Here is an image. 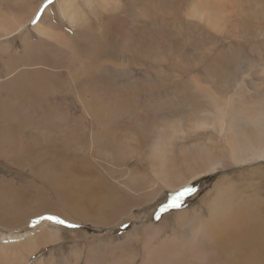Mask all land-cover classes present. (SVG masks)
Segmentation results:
<instances>
[{
  "label": "bare ground",
  "instance_id": "6f19581e",
  "mask_svg": "<svg viewBox=\"0 0 264 264\" xmlns=\"http://www.w3.org/2000/svg\"><path fill=\"white\" fill-rule=\"evenodd\" d=\"M46 2L0 0V162L30 177L0 174V264L86 237L17 231L35 217L108 228L132 200L264 162V0ZM263 166L242 197L220 178L169 235L161 222L90 246H115L105 264L137 262L133 242L141 264H264Z\"/></svg>",
  "mask_w": 264,
  "mask_h": 264
},
{
  "label": "rangeland",
  "instance_id": "374dc122",
  "mask_svg": "<svg viewBox=\"0 0 264 264\" xmlns=\"http://www.w3.org/2000/svg\"><path fill=\"white\" fill-rule=\"evenodd\" d=\"M56 1L57 0H52V3L46 2L47 7L49 8ZM47 7H45V9H47ZM53 16H54V12L52 17ZM31 27L32 26H30V28ZM3 66L4 64L0 60V76L3 74ZM71 110L73 114L78 113V106L75 105L73 102L71 104ZM263 164L264 162H260L253 166H249V165L236 166L226 171L220 172L219 174H208L202 176L199 180L197 179L193 181L190 185H187L194 187L196 189V192L193 195L186 196L184 198V206L178 210L174 209L163 213L159 220L155 219V215L159 211L161 205L167 202V198L170 196V194L178 192L186 186H182L177 190H173V191L165 190L162 196H160V198L157 201H155L153 204H151L148 201L132 200L131 209L132 212L134 213L132 214V217L123 216L120 219L117 218L115 219V222L108 228L95 226L93 224L80 225L78 223L71 222L65 217H62L60 215L46 214L33 218L30 223V226H27L24 230L20 229L17 231L18 232H25L27 230L31 231L34 227L38 226L41 222L46 220V219H41V217L53 215V216H59L60 218L67 220L71 224L78 225V227L76 228H68L65 227L64 225H58L59 227L64 228L66 230H76V231L80 230L82 231V233L86 235V237L82 239L78 238L79 240L77 242H73V241L64 242L62 245L59 246L52 245L50 247L44 248L38 255L32 257L31 264H37L39 261H43L42 264H65V263L86 264L88 261L93 264H105L104 256L106 255V253H110V250H112V258L118 261L119 259L115 246H94V245L90 246V244H94V243L107 244L109 242L113 243L114 241L117 244L122 243L120 241L123 238L126 239L129 236H131V234L136 230L137 227L140 228L141 226H146V225L158 226L160 225L161 222L163 223L161 230H164L165 231L164 233L168 232L167 234L169 235L172 232V228L175 226L174 216H171L173 213H179L181 211H190L193 208L199 207L201 205V200L203 196L206 194V192L211 191L213 185L220 178L224 176H229L234 180H237L238 184L242 186L240 189H238L235 196L242 197L243 195H246L245 190H247V192H251L250 187L254 185L252 183L254 179L250 175H255V174L254 172H250V173H244V172L250 170V168L251 170H255L257 167ZM260 169L264 170V166L258 168L257 170ZM1 172H3V174ZM0 174H2L4 177L7 176V178L9 179H13L15 181L17 180L18 182H25L26 180L30 179L28 174L20 177L18 173V169L14 168V164L12 165V162L6 164L4 161H1ZM18 179H20V181ZM255 188L256 187H253V189ZM259 194L264 195V190L259 191ZM169 217L170 219L164 223V221L167 220ZM36 221H39V223H35ZM125 225H127V227H124ZM2 229L6 230L4 228ZM138 234L139 237L142 238V229L138 232ZM141 244L143 245L144 243L141 241ZM102 247L103 249H100ZM111 247H114V249H111ZM127 248L130 252H134L136 253L135 255H138L137 262L133 264H141L142 258L145 254V246H141L139 242H133L132 245L127 246ZM92 249H96V251H93ZM95 252H97L96 253L97 258L95 257L92 258L91 255H93V253ZM50 254H52L53 256L52 259L49 257ZM112 258H109L107 256V262L108 263L112 262ZM121 264H127V263H121Z\"/></svg>",
  "mask_w": 264,
  "mask_h": 264
},
{
  "label": "snow or ice",
  "instance_id": "6c2138e0",
  "mask_svg": "<svg viewBox=\"0 0 264 264\" xmlns=\"http://www.w3.org/2000/svg\"><path fill=\"white\" fill-rule=\"evenodd\" d=\"M47 3H52V0H47ZM44 7H47V4L44 5ZM43 9H41L42 11ZM36 19H39V13L37 14ZM36 20H33L32 23H35ZM196 192V189L192 186H186L182 188L180 191L170 194V196L167 198V202L162 204L159 211L155 215V219L159 220L161 218V215L165 212L171 211V210H178L184 206V198L186 196H191ZM41 219H46L48 221H51L54 224L57 225H64L68 228H76L78 225L71 224L67 220L60 218L59 216H53L49 215L46 217H41ZM35 223H39V221H36ZM124 227H127L125 225Z\"/></svg>",
  "mask_w": 264,
  "mask_h": 264
}]
</instances>
